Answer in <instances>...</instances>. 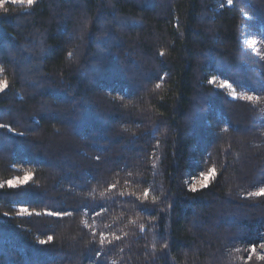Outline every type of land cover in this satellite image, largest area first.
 Wrapping results in <instances>:
<instances>
[{
  "label": "trees",
  "instance_id": "16d2710c",
  "mask_svg": "<svg viewBox=\"0 0 264 264\" xmlns=\"http://www.w3.org/2000/svg\"><path fill=\"white\" fill-rule=\"evenodd\" d=\"M0 85V264H264V0H0Z\"/></svg>",
  "mask_w": 264,
  "mask_h": 264
},
{
  "label": "snow or ice",
  "instance_id": "6c2138e0",
  "mask_svg": "<svg viewBox=\"0 0 264 264\" xmlns=\"http://www.w3.org/2000/svg\"><path fill=\"white\" fill-rule=\"evenodd\" d=\"M11 2L12 3H21V4H23V3H26L29 7H31V6H33L34 4H35V2H36V0H11ZM232 2H233V0H228V4L229 5H231L232 4ZM69 55H71V53H69ZM160 55L161 56H163L164 55V53L163 52H161L160 53ZM160 79H162V77L160 78ZM6 86V85H5ZM156 87L157 88H159L160 87V85L159 84H157L156 85ZM3 90V87H0V91H2ZM246 99H248V100H251V99H253V97H251V96H247V97H245ZM4 127H7V125H3V124H0V128H4ZM97 159H99V157H97ZM216 175H217V173H216V169L215 168H210V169H208L207 171H202L201 173H200V180H199V184H200V187L201 188H206L207 186H208V184H209V182L212 180V179H214L215 177H216ZM31 177L29 176V175H25V177H24V181L26 182L27 180H29ZM18 182V181H17ZM13 183H14V181H12V180H9L8 181V184L11 186V185H13ZM0 187H2V185H0ZM191 190L192 191H196L197 189L193 186L192 188H191ZM147 191L144 193V195L145 196H147ZM249 196H252V195H256V196H264V187H261V188H259V190L257 191V192H255V193H249L248 194ZM22 211H28V209H22ZM71 213H67V212H65V211H63V210H61V211H56V212H48L47 213V215H51V216H63V215H70ZM37 215H39V213H37ZM117 239H119L118 237H117ZM48 240L50 241V240H52V237L51 236H49L48 237ZM41 243H45V241H41ZM101 244H103V240H101ZM163 247H167V244H165ZM260 247H262V248H264V243H261L260 244ZM252 251L253 252H255V247H253L252 248ZM97 255H99V253H97ZM113 264H115V262H113Z\"/></svg>",
  "mask_w": 264,
  "mask_h": 264
},
{
  "label": "rangeland",
  "instance_id": "374dc122",
  "mask_svg": "<svg viewBox=\"0 0 264 264\" xmlns=\"http://www.w3.org/2000/svg\"><path fill=\"white\" fill-rule=\"evenodd\" d=\"M215 81L217 82V84L219 85V87H222V88H225L226 90H228L231 93V96L232 97H234V98L237 97V94L233 92V90H232V88L230 87L229 84H227L225 82L218 81V80H215ZM0 87H3V89H4V86L3 85H0ZM199 180H200V178H194V179H192V181H191V187L194 186L196 189L197 188H200ZM24 182H25L24 180H14V183L11 186H16V185H19V184H23Z\"/></svg>",
  "mask_w": 264,
  "mask_h": 264
}]
</instances>
